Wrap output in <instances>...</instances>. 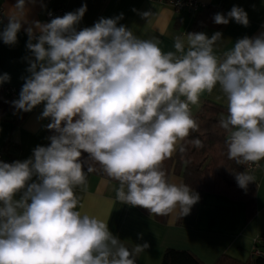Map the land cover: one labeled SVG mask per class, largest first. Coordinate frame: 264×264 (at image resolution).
I'll return each mask as SVG.
<instances>
[{"label": "clouds", "instance_id": "1", "mask_svg": "<svg viewBox=\"0 0 264 264\" xmlns=\"http://www.w3.org/2000/svg\"><path fill=\"white\" fill-rule=\"evenodd\" d=\"M27 11L26 0H17L7 14L0 32L5 44L17 42ZM86 11L85 4L25 29L30 75L11 103L23 112L43 104L39 119L50 118L45 127L54 134L28 159L0 161V264H136L148 242L127 248L108 223L77 210L74 189L98 163L119 182L121 203L187 216L200 196L170 182L162 163L198 130L189 103L217 85L228 102L219 122L229 133L228 158L245 165L264 160V33L237 40L222 56L214 52L220 31L210 38L187 33L165 53L157 40L117 26L123 14L77 30ZM141 15L147 20L151 12ZM213 20L249 24L237 6ZM9 80L0 75V84ZM191 143L203 146L199 139ZM234 177L244 190L254 181L247 172Z\"/></svg>", "mask_w": 264, "mask_h": 264}, {"label": "crops", "instance_id": "2", "mask_svg": "<svg viewBox=\"0 0 264 264\" xmlns=\"http://www.w3.org/2000/svg\"><path fill=\"white\" fill-rule=\"evenodd\" d=\"M200 1L213 5L216 13L224 15L233 6L241 7L248 15L249 24L243 26L230 20L227 25H217L211 20L196 27L193 24L196 14L175 13L169 4L159 0H26L28 23H22L17 42L8 45L0 39V75L8 74L10 77L9 81L0 85L23 86L25 78L30 75L27 69L32 58L26 47L28 35L25 29L33 21L46 23V11L58 6L64 7L65 15L86 4L87 11L77 25L82 29L93 26L102 17L114 18L123 14V19L118 21L117 26H126L141 39L157 40L165 53L175 51V37L186 39L187 33L204 32L210 38L220 31L222 38L214 45V52L218 56L231 50L237 40L264 33V0ZM16 3L17 0H0V32L8 24L7 14ZM143 12H151L147 20L142 17ZM36 34H39L38 31ZM206 99L220 104L228 103L217 85L211 92L202 93L199 101L192 104L190 111H196ZM42 111L43 104L31 112H6L0 118L1 154L13 161H24L32 156L37 146H48L45 126L51 121L50 118L39 119ZM21 113L22 118L15 123ZM251 176L256 182V211L250 218L246 217L242 201L229 199L222 194L200 193L195 190L200 199L192 206L190 213L182 217L173 212L163 223L137 206L118 201L116 190L119 182L93 173L87 174L86 184L76 187L74 193L78 200L77 210L108 223L110 231L127 248L132 249L136 244L148 242L149 248L139 254L136 264H160L163 251L168 247L189 250L204 264H212L222 254L245 261L257 244V237L264 234V160L259 161ZM256 176L259 177L258 181ZM168 180L182 183V177L177 174H171ZM138 234H142V239L138 238Z\"/></svg>", "mask_w": 264, "mask_h": 264}, {"label": "trees", "instance_id": "3", "mask_svg": "<svg viewBox=\"0 0 264 264\" xmlns=\"http://www.w3.org/2000/svg\"><path fill=\"white\" fill-rule=\"evenodd\" d=\"M213 5H206L196 13V20L193 23L196 27L203 26L213 20L216 14ZM219 6H217V9ZM214 22V20H213ZM17 98L11 97L5 90L4 85H0V118L6 112L16 114L12 101ZM227 104L216 103L211 100H204L200 107L191 115L199 125L197 131H193L181 142L184 150L180 151L179 146L171 157L163 161L162 167L169 179L171 174H177L182 177V183L190 186L200 193L222 194L229 199L242 201L245 205L246 217L250 218L256 211V182L249 183L246 190L241 189L235 180L234 174L238 172H247L242 164H237L234 160L228 158L227 140L229 133L220 127V120L226 118L228 114ZM191 112V111H190ZM15 120L18 123L22 118ZM48 137L54 134L52 130L47 129ZM199 139L203 146L195 147L191 141ZM50 140H48V146ZM1 154V153H0ZM4 158L8 156L1 154ZM88 154L82 153V159H87ZM11 160V159H10ZM13 161V160H12ZM14 162V161H13ZM91 163V162H89ZM95 170L91 173L116 181L107 176L102 167L96 163L93 165ZM86 171V166H85ZM248 173V172H247ZM251 175L250 173H248ZM118 182V181H117ZM144 212L149 210L137 206ZM160 222L165 223L167 216H158L153 214ZM160 264H204L194 253L186 249L168 247L162 254ZM212 264H264V256L250 257L245 261H240L229 255H220Z\"/></svg>", "mask_w": 264, "mask_h": 264}, {"label": "built area", "instance_id": "4", "mask_svg": "<svg viewBox=\"0 0 264 264\" xmlns=\"http://www.w3.org/2000/svg\"><path fill=\"white\" fill-rule=\"evenodd\" d=\"M163 1L167 4H169L175 13H186L188 15H194L201 9L206 7V4L201 2L200 0H159ZM65 12V9L63 6H58L53 9H48L45 13L46 17V23L50 22L51 19L55 17H62ZM1 16V12H0ZM82 27L77 26V30H81ZM6 92L13 98L19 99V94L22 90V87L20 86H4ZM181 99H186L185 97H181ZM192 104L189 103V110H191ZM0 161L6 162V163H12L13 161L10 159L4 158L0 154ZM244 169L248 173H252L259 165V162L257 163H248V164H242ZM256 245L252 248L250 251L251 255L254 256H264V234L259 235L256 240Z\"/></svg>", "mask_w": 264, "mask_h": 264}, {"label": "rangeland", "instance_id": "5", "mask_svg": "<svg viewBox=\"0 0 264 264\" xmlns=\"http://www.w3.org/2000/svg\"><path fill=\"white\" fill-rule=\"evenodd\" d=\"M190 113H191V115H194L195 114V110L193 109ZM256 180L258 181L259 177L256 176Z\"/></svg>", "mask_w": 264, "mask_h": 264}]
</instances>
